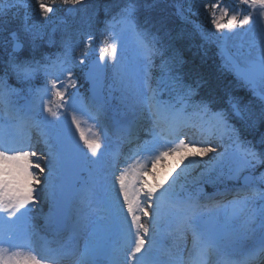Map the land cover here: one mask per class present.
Masks as SVG:
<instances>
[{
    "label": "snow or ice",
    "instance_id": "1",
    "mask_svg": "<svg viewBox=\"0 0 264 264\" xmlns=\"http://www.w3.org/2000/svg\"><path fill=\"white\" fill-rule=\"evenodd\" d=\"M86 2L87 0L25 2L23 7H31L37 19L32 20L25 12L19 26L8 30L7 36L0 41L8 52L6 71L15 75L18 81L28 82L37 73L44 74L46 83L43 88L34 91L30 104L48 114L45 124L55 132L53 143L49 144L45 140L48 145L46 155H37L29 144L11 135L0 137V264H59L71 257L75 258V264H91L87 252L77 255L68 244L58 240L49 241L29 230L30 213L38 207L41 191L52 197L54 206L56 204L53 170L61 160L78 155L92 164H99L106 155L104 148L109 130L100 122V107L84 103L78 98L77 92L70 91L76 89L71 54L78 44H73L70 40L64 41V53L57 56L56 60H51L47 55L36 58L42 43H53L52 34L46 31V25L55 14L58 4L69 6L67 11L73 12ZM158 2L159 0H124V6L108 22L107 27L111 30L105 37L106 47L100 49L99 58L94 62V67L97 68L105 66L102 62L107 60L118 62V42L123 41L126 32H131L143 60V75L139 85L143 90V102L157 117L150 130L152 139L134 151L136 159L121 170L119 175L113 174L111 178H106V183L102 186V200L111 224L109 232L112 251L118 257L114 264H154L152 252L157 237L161 234V226L169 227L173 221H177L176 231L181 237L187 232L191 233L192 250L197 251L192 264H204V257L219 248L223 235L211 229L202 230L200 215L192 211L196 207L195 199L191 195L180 199L174 188L175 179L167 186L161 183L149 184L145 179L150 172L148 165L151 164L152 174L155 175L157 163L170 154L175 155L181 162L187 161L181 169V173L187 176L190 166L199 163L197 156L204 157L212 153L213 162H220L225 153H217L209 139L211 135L218 133L220 136L227 134L232 141L231 161L236 166L235 171L254 169L257 165L264 164V151H258L250 141H242L239 131L229 120L235 118L244 127L254 129L258 124L264 123V107L255 112L248 105L229 96L227 110L210 113L208 104L201 101L193 105L198 109L194 115L200 117L199 121L186 117L184 112L195 94L193 89L182 83L177 74L175 58L167 57L163 46H157L160 44L159 39L147 28H138L136 23L137 14L142 9L151 11ZM237 3L240 8L226 6L222 0L209 3L200 0L199 7L204 10L210 27L207 30L197 27L196 30L206 42L219 43L222 50L229 40H240L234 46L237 47L241 60L237 62L228 58L226 63L254 93L258 90L260 99L264 101V0H237ZM15 6V0H9L0 8V30H3L6 10ZM188 11L191 12V9ZM180 15L187 20L183 10H180ZM145 23H148L147 19ZM159 23L163 26L164 21L161 19ZM117 26H120V31H116ZM256 29L260 34L259 44L245 41L244 37ZM93 39L90 34L86 36L81 64L91 54L89 45ZM109 39L111 43H108ZM246 46L247 52L244 51ZM22 52H27L28 56L21 58L19 54ZM154 57L160 58L161 75L156 87L152 88L149 69ZM65 73L66 78L61 80ZM165 90L177 93L174 102L157 99L158 94ZM13 91L5 80L0 79V105L5 109L9 108L8 98ZM147 92H151V96ZM49 94L51 99L45 100ZM161 112H167L170 116L167 129L160 126ZM205 116L209 119L205 120ZM89 120L95 123L90 125V135L86 136L82 124H87ZM186 129L194 130L192 135ZM76 133H79L78 140ZM259 144L264 146V135L260 137ZM179 176L180 173H177V177ZM252 179L251 176L247 177L246 183ZM259 180L264 182V173L260 174ZM42 181L44 188H38ZM252 192L255 196V189ZM94 195L93 192H86L81 199L91 206ZM248 199L249 197H245L239 203L246 204ZM181 212L183 214L177 217V213ZM260 216L259 246L242 264L264 255V209H261Z\"/></svg>",
    "mask_w": 264,
    "mask_h": 264
},
{
    "label": "rangeland",
    "instance_id": "2",
    "mask_svg": "<svg viewBox=\"0 0 264 264\" xmlns=\"http://www.w3.org/2000/svg\"><path fill=\"white\" fill-rule=\"evenodd\" d=\"M0 1V7H2ZM210 2H214V0H210ZM222 2L229 6V4L237 3V0H222ZM21 4H24L23 0L20 1ZM188 3H192L191 1L188 2V0H170L167 3V6L174 8L177 12L180 13V10H183L184 12H189ZM200 1L194 2V5L191 4L189 6H192L191 12H195L196 8L201 9L203 12L204 10L199 7ZM239 5V4H238ZM185 7V8H184ZM16 9L23 8L22 6H16ZM238 8V7H235ZM82 11V10H81ZM204 16V15H203ZM75 18V11L71 14V21H73ZM58 17H54V21H51L49 24L46 25V31L52 34V37L56 34V30L58 26L61 23V21L65 20ZM56 20V21H55ZM93 21H95V17H89L84 16L81 17L80 23L81 25H85L86 27H90L93 25ZM64 23V22H63ZM145 23V20H144ZM5 24V23H4ZM52 25V27H47L48 25ZM18 24L12 25L10 28L5 27L3 25V30H0V41H2L6 36L7 32L10 29H13L14 27H17ZM152 26V25H151ZM154 26V24H153ZM206 30L209 28L208 26H205ZM53 29L55 31L53 32ZM244 40L247 42L255 41V43L258 45L260 41V34L259 30L256 29L252 33H250L248 36L244 37ZM213 44V50L217 51L218 56L222 59L223 63H225V59L223 58L221 52H220V46H217V42H210ZM240 43L239 39L236 40H229L227 45L224 48H228L230 52L236 56V58L240 61L241 57L237 54V47L234 45H238ZM219 44V43H218ZM124 45L128 46L130 48L131 52H126V49L122 51ZM220 45V44H219ZM121 48V49H120ZM121 50V52L124 54L125 58L122 60V56L120 52H118L119 59L118 62H114V65H112L113 61L107 60L108 65V72L111 78L110 83L107 86V92L109 96L115 100L114 103L116 104L115 109H118L119 111L124 112L125 117H133L135 113H138L139 110H144L145 104L143 102V90L140 88V78L143 75L142 69H143V60L142 55L139 49L137 48L136 43L131 40L130 33H125L124 39L122 42H118V51ZM245 52H247V46L244 49ZM253 54H255V49L253 50ZM20 55V54H19ZM8 59V52L5 50V46L3 44H0V60L2 62L7 63ZM7 66V65H6ZM151 68L149 69L150 73ZM153 88V87H152ZM147 95L151 96V92H147ZM177 94H175L176 96ZM257 98L258 105L260 104V107H264V101L260 99V96L257 93L253 94ZM255 106L252 110L255 112H259L261 108ZM215 112V111H211ZM106 114L110 117H117L120 115V113L112 112L110 108H108V111H106ZM209 117L206 116V120H208ZM95 121L89 120L87 124H82V128L85 130V135L89 136V127L90 125L94 124ZM220 135V134H218ZM264 135V133H260L259 138L257 139V142L255 143L256 146H258L262 151L263 149L259 145L260 137ZM49 140V139H48ZM220 139L219 143H211L212 147L216 149L217 153H225L224 159L220 162L214 163L211 159L213 154L209 153L207 156L200 157L197 156L196 160L199 161V163H196L192 166H190L188 170L187 176H184V180L179 184L180 187H182L185 183H187L185 188L187 186L194 184L198 185L199 187L203 185V183L206 182H214L215 178L210 177L211 174H215L217 176H220L222 174H225L226 178H233L241 179L238 177L241 173H248L250 172L252 174L253 171L251 169H241L239 171H235V164L230 161V163L222 170L221 165L225 162V158L229 154V151L225 149V144L229 142V140L221 141ZM42 146V145H41ZM44 151L47 149L46 146H42ZM41 151V152H42ZM40 152V153H41ZM232 152H230L231 154ZM104 159L101 161L103 163ZM187 161H180V158L175 155H169L164 160L157 163V166L154 169L155 175L152 174L151 171V164L148 165L150 172L148 174V178L152 180L158 179V180H164L168 184L171 181V177L174 176L175 169L176 168H184V164H186ZM199 164V165H198ZM179 165V166H178ZM57 167H55L56 169ZM200 168V169H199ZM222 170V171H221ZM234 170V171H232ZM59 171L58 168L56 169L54 178L59 177ZM232 175V176H230ZM215 176V175H214ZM205 182V183H206ZM41 187H44V182H41ZM215 184V183H212ZM237 199H232L229 203L220 205H217V208L211 210V218L209 220V223L212 227L218 226V231L220 234L223 235L224 243H228L232 240H235L239 237H243V240L249 239V238H258L261 235V216L260 211L261 209H264V193L262 195V201H252L250 198L248 199L249 202L246 204H239L237 203ZM246 205V206H244ZM249 205V206H248ZM215 211L220 213H215ZM49 212V211H48ZM219 215V216H218ZM91 214H88L86 217V220L82 217H80L79 220H74L73 224L75 226L79 225L82 226L83 229L91 233L88 235V240L85 242V252L89 255L90 252H100L101 249L106 246L108 239L106 238V232L107 224L98 219H94V217H91ZM40 217L35 218L34 223L39 222ZM32 223V221L30 222ZM109 224V223H108Z\"/></svg>",
    "mask_w": 264,
    "mask_h": 264
},
{
    "label": "trees",
    "instance_id": "3",
    "mask_svg": "<svg viewBox=\"0 0 264 264\" xmlns=\"http://www.w3.org/2000/svg\"><path fill=\"white\" fill-rule=\"evenodd\" d=\"M5 1L6 4L9 2V0ZM117 3H122V0H87L86 3L78 7L85 6L86 12L89 14L95 11L97 17L103 21ZM15 4L22 6L16 0ZM15 7L6 10V15L3 16L5 27L10 28L17 24L16 21L23 18L27 12L23 8L16 9ZM68 8L67 5L58 4L56 11L61 12ZM28 9L31 8L28 7ZM187 14L189 16L187 15V20H185L176 15L174 9L163 5L146 14L149 23L155 25L152 32L151 28L148 30L159 39L160 44L157 46H163L166 56L175 58L177 74L181 77L182 83L193 89L195 93L193 96L197 102L204 100L214 107L226 109L228 108L227 100L231 96L243 105L254 107L256 99L252 94L251 87L238 79L230 68H227L217 51L213 50L212 44L202 39L196 30L197 27L206 30L204 26H210L206 19L202 18L200 13ZM161 19L164 21L163 26L159 23ZM46 47L47 44L43 49ZM160 63V58L155 57L152 69L155 79L161 75ZM232 119L245 133L251 130L244 127L242 122L237 119ZM254 129L256 131L264 129V123L258 124Z\"/></svg>",
    "mask_w": 264,
    "mask_h": 264
},
{
    "label": "bare ground",
    "instance_id": "4",
    "mask_svg": "<svg viewBox=\"0 0 264 264\" xmlns=\"http://www.w3.org/2000/svg\"><path fill=\"white\" fill-rule=\"evenodd\" d=\"M42 148H37V150H41ZM228 197L230 196V194H228L227 195ZM72 203L74 204V206H72V208H74L75 207V205H77L76 206V213L74 214L75 216H81L82 218H84L85 216H86V211H85V209H84V207H82L80 204H81V202L80 201H78L76 198H73V200H72ZM46 204V203H45ZM215 213H220V212H217V211H215ZM219 216V215H218ZM61 239V237L60 238H56V240H60Z\"/></svg>",
    "mask_w": 264,
    "mask_h": 264
},
{
    "label": "water",
    "instance_id": "5",
    "mask_svg": "<svg viewBox=\"0 0 264 264\" xmlns=\"http://www.w3.org/2000/svg\"><path fill=\"white\" fill-rule=\"evenodd\" d=\"M224 55L225 57L228 59V58H231L232 60H235L229 53L225 52L224 51ZM236 61V60H235ZM236 74V73H235ZM101 84H102V74L100 75L99 79L97 80L96 82V85H97V90L95 92V94L98 96L99 95V90H100V87H101ZM78 156V155H77ZM80 156H78V159H79Z\"/></svg>",
    "mask_w": 264,
    "mask_h": 264
}]
</instances>
